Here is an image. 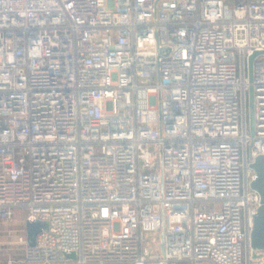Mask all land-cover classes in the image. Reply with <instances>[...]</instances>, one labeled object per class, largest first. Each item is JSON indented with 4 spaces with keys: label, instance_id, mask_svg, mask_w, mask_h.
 Here are the masks:
<instances>
[{
    "label": "built area",
    "instance_id": "obj_1",
    "mask_svg": "<svg viewBox=\"0 0 264 264\" xmlns=\"http://www.w3.org/2000/svg\"><path fill=\"white\" fill-rule=\"evenodd\" d=\"M260 154L264 0H0V264H264Z\"/></svg>",
    "mask_w": 264,
    "mask_h": 264
},
{
    "label": "water",
    "instance_id": "obj_2",
    "mask_svg": "<svg viewBox=\"0 0 264 264\" xmlns=\"http://www.w3.org/2000/svg\"><path fill=\"white\" fill-rule=\"evenodd\" d=\"M261 52H255L249 57V80L253 81L252 66L255 57ZM249 101H250V124L251 133L255 132V109H254V88L249 87ZM249 167L255 171L256 177L250 183L252 189L256 190L261 197V204L258 207L254 218V226L251 232V247L254 250L264 251V154H260L254 158V161L249 164ZM48 228V222L42 220L30 221L25 223L27 233V241L30 245H34L37 240V235L42 229ZM162 242L164 236L162 235ZM70 257H75V253L69 254ZM209 264V263H201Z\"/></svg>",
    "mask_w": 264,
    "mask_h": 264
},
{
    "label": "rangeland",
    "instance_id": "obj_3",
    "mask_svg": "<svg viewBox=\"0 0 264 264\" xmlns=\"http://www.w3.org/2000/svg\"><path fill=\"white\" fill-rule=\"evenodd\" d=\"M248 67V62H247ZM246 77L249 78V71H246ZM246 116H247V131L251 134L250 124V101H249V90L246 91ZM25 217L24 212L17 211L15 214L16 221L1 222L0 221V260L6 261L9 257L19 259L22 257V247L16 246L14 250L9 251V245L7 242L13 239L9 234L8 230L17 229L20 227L22 219Z\"/></svg>",
    "mask_w": 264,
    "mask_h": 264
},
{
    "label": "crops",
    "instance_id": "obj_4",
    "mask_svg": "<svg viewBox=\"0 0 264 264\" xmlns=\"http://www.w3.org/2000/svg\"><path fill=\"white\" fill-rule=\"evenodd\" d=\"M14 221H16V219H14Z\"/></svg>",
    "mask_w": 264,
    "mask_h": 264
}]
</instances>
